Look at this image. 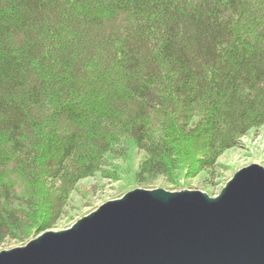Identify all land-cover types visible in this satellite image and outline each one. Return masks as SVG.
Instances as JSON below:
<instances>
[{"label":"trees","instance_id":"16d2710c","mask_svg":"<svg viewBox=\"0 0 264 264\" xmlns=\"http://www.w3.org/2000/svg\"><path fill=\"white\" fill-rule=\"evenodd\" d=\"M262 127L264 0H0V247L52 229L125 138L212 180Z\"/></svg>","mask_w":264,"mask_h":264},{"label":"water","instance_id":"95a60500","mask_svg":"<svg viewBox=\"0 0 264 264\" xmlns=\"http://www.w3.org/2000/svg\"><path fill=\"white\" fill-rule=\"evenodd\" d=\"M0 264H264V168L241 169L215 198L134 190Z\"/></svg>","mask_w":264,"mask_h":264},{"label":"rangeland","instance_id":"374dc122","mask_svg":"<svg viewBox=\"0 0 264 264\" xmlns=\"http://www.w3.org/2000/svg\"><path fill=\"white\" fill-rule=\"evenodd\" d=\"M150 155L142 150L134 139H123L116 151L104 158L100 172L80 180L69 194L62 216L50 230L40 232L35 225L25 233L14 232L13 238L0 247V252L27 245L47 232H62L71 228L85 216L95 212L107 202L121 199L137 189H164L170 192L201 191L210 197H218L234 175L245 167L259 165L264 168V127L250 131L237 147L228 150L218 161L214 179L201 172L192 177L193 171L183 167V159H171L176 165L169 177L157 175L151 170ZM182 163V164H181ZM50 194H57L65 181H47ZM66 197V196H65ZM38 225V223H36ZM30 227V226H29Z\"/></svg>","mask_w":264,"mask_h":264}]
</instances>
